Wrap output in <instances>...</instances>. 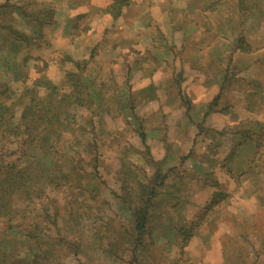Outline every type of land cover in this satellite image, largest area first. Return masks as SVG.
Segmentation results:
<instances>
[{
  "label": "rangeland",
  "instance_id": "1",
  "mask_svg": "<svg viewBox=\"0 0 264 264\" xmlns=\"http://www.w3.org/2000/svg\"><path fill=\"white\" fill-rule=\"evenodd\" d=\"M11 39L18 59L5 63L28 71L27 85L43 77L90 98L74 127L97 147L105 215L57 240V260L125 264L110 238L86 233L71 244L103 218L106 236L129 229L117 189L134 186L137 166L167 174L179 194L156 206L151 245L135 264H264V245L242 232L264 237V0H0V48Z\"/></svg>",
  "mask_w": 264,
  "mask_h": 264
},
{
  "label": "trees",
  "instance_id": "2",
  "mask_svg": "<svg viewBox=\"0 0 264 264\" xmlns=\"http://www.w3.org/2000/svg\"><path fill=\"white\" fill-rule=\"evenodd\" d=\"M12 45L11 39L4 49L0 48V264H63V259L56 258L57 240L63 242L66 235H74V226L84 218L105 215L97 204L104 177L99 171L97 147H92L88 135L83 136L82 126L74 127V111L86 106L90 98H86V87L72 85L65 92L43 82V77L27 85L28 71L9 68L5 63L9 56L13 63L18 59L11 54ZM22 59L25 64L28 56ZM14 84L23 87L14 90ZM79 142H83L88 160L84 168L76 161L79 155L75 145ZM125 164L118 171L119 182ZM134 172L139 173V179L132 178L134 186L128 191L123 186L117 189L124 195L116 198L117 206L129 215V229L111 230L106 236L110 224L103 218L96 232L87 228L80 230L82 235L75 234L71 244L74 250L80 247L78 240L86 233L96 235L101 242L107 237L114 257L124 255L125 264H135L145 246L151 245L148 240L154 210L163 197L176 198L179 188L174 179L159 171L152 174L136 166ZM64 217L68 225L62 228ZM244 230L245 238L255 235L256 243L264 245L258 228ZM50 231L55 235L47 239ZM73 249L64 248V255L68 251L75 258L77 252Z\"/></svg>",
  "mask_w": 264,
  "mask_h": 264
}]
</instances>
